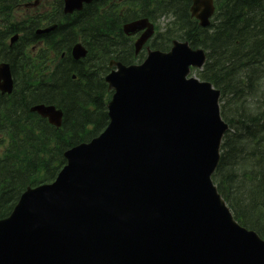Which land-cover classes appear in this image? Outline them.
Instances as JSON below:
<instances>
[{
    "label": "water",
    "instance_id": "1",
    "mask_svg": "<svg viewBox=\"0 0 264 264\" xmlns=\"http://www.w3.org/2000/svg\"><path fill=\"white\" fill-rule=\"evenodd\" d=\"M65 1L72 12L90 0ZM193 1L207 25L211 0ZM146 26L150 34L146 20L124 31ZM204 58L175 41L141 65L115 63L106 130L67 151L55 182L28 188L0 220V264H264V240L235 223L210 179L227 125L218 92L187 78ZM12 86L2 63L0 89ZM31 110L60 124L52 105Z\"/></svg>",
    "mask_w": 264,
    "mask_h": 264
},
{
    "label": "trees",
    "instance_id": "2",
    "mask_svg": "<svg viewBox=\"0 0 264 264\" xmlns=\"http://www.w3.org/2000/svg\"><path fill=\"white\" fill-rule=\"evenodd\" d=\"M23 1L0 0V61L10 62L15 82L11 95L0 94V217L10 212L35 173L54 179L66 163V149L106 128L108 63L116 58L127 64L139 56L122 24L152 16L148 7L155 3L157 16L173 12L178 17L155 47L167 46L176 23L180 36L207 51L201 74L221 90L222 117L230 125L214 179L236 218L264 236V0H218L217 16L207 29L190 20V0H137L144 9L136 14L130 6L124 13L117 6L99 11L107 2L98 0L74 15L54 16L58 26L43 35L24 28L51 16L12 23V10ZM17 30L23 36L8 45ZM79 39L88 54L77 61L70 50ZM38 103L63 110L61 127L30 111Z\"/></svg>",
    "mask_w": 264,
    "mask_h": 264
},
{
    "label": "rangeland",
    "instance_id": "3",
    "mask_svg": "<svg viewBox=\"0 0 264 264\" xmlns=\"http://www.w3.org/2000/svg\"><path fill=\"white\" fill-rule=\"evenodd\" d=\"M167 21H168L167 19L162 18L160 22L161 26H164L167 23Z\"/></svg>",
    "mask_w": 264,
    "mask_h": 264
}]
</instances>
